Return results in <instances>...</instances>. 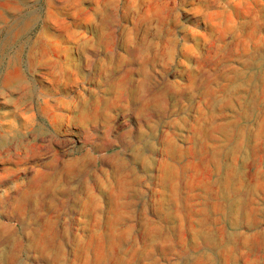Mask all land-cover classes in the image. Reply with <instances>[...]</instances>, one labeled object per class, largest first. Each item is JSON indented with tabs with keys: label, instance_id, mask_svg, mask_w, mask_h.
<instances>
[{
	"label": "rangeland",
	"instance_id": "374dc122",
	"mask_svg": "<svg viewBox=\"0 0 264 264\" xmlns=\"http://www.w3.org/2000/svg\"><path fill=\"white\" fill-rule=\"evenodd\" d=\"M0 177V264H264V0H0Z\"/></svg>",
	"mask_w": 264,
	"mask_h": 264
},
{
	"label": "clouds",
	"instance_id": "9594fccd",
	"mask_svg": "<svg viewBox=\"0 0 264 264\" xmlns=\"http://www.w3.org/2000/svg\"><path fill=\"white\" fill-rule=\"evenodd\" d=\"M122 105L125 108V116H126V119L124 121V124H125L126 130H129L130 131L132 129L131 121L129 119H127L128 116H130V115H137L138 118H139L141 115H143V116H145V118H147L146 117V112L144 111V109H140L138 112H135V113L132 112L130 109H128L127 108V99H125V100L122 101ZM128 140L131 143V136L130 135L128 136ZM106 155L107 154H102V157L101 158H103V156H106ZM84 158L91 160L93 163H95V160H96V157H93V156H90V155L85 156ZM5 179H7V177H0V181L5 180ZM12 207H13V209H15L17 207V205L15 203H13ZM13 227H15V226H13ZM65 235H67V232L65 233Z\"/></svg>",
	"mask_w": 264,
	"mask_h": 264
}]
</instances>
